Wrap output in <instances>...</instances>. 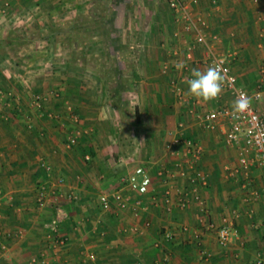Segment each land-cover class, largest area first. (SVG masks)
<instances>
[{
	"label": "crops",
	"instance_id": "crops-1",
	"mask_svg": "<svg viewBox=\"0 0 264 264\" xmlns=\"http://www.w3.org/2000/svg\"><path fill=\"white\" fill-rule=\"evenodd\" d=\"M20 1L80 7L88 0H10V7ZM2 2L0 24L10 10ZM193 11L205 19L207 40L217 53H236L231 70L238 86L252 96L264 79V0H216L215 6L205 1ZM170 13L173 25L155 11L152 23L136 27L143 35L136 43L142 50L136 60L117 55L124 42L107 43V69L95 70L91 85L75 80L76 92L69 93L65 84L56 91L47 81L31 96L20 95L16 75L7 68L15 61L0 57V239L7 247L0 264H30L32 258L81 264L88 253L95 259L85 264H257L264 253V170L254 164L247 175L243 172L237 148L225 142V119H218L213 129L207 126L204 115L232 108L234 96L223 89L218 99L206 102L188 94L192 69L205 70L210 59L204 45L195 43L194 32ZM13 47L4 45L0 56L7 52L11 57ZM180 62L182 69L176 66ZM35 94L43 97L40 105L33 102ZM106 97L107 102L101 100ZM253 104L264 114V85ZM78 131L76 142L69 144ZM177 134L201 146L195 165L207 173L206 185L198 184L185 164L187 174L180 175L183 156L170 149ZM139 165L151 177L145 195L123 181ZM168 183L175 185L169 211L164 201ZM193 186L201 201L178 206V190ZM116 191L127 198L123 208L111 196ZM102 193L110 197L107 211L100 207ZM58 208L66 213L58 225L62 244L45 227ZM224 217L238 230L227 248L218 244L216 230L201 222L206 218L218 226ZM166 231L173 235L170 240ZM202 250L210 253L209 259Z\"/></svg>",
	"mask_w": 264,
	"mask_h": 264
},
{
	"label": "rangeland",
	"instance_id": "rangeland-1",
	"mask_svg": "<svg viewBox=\"0 0 264 264\" xmlns=\"http://www.w3.org/2000/svg\"><path fill=\"white\" fill-rule=\"evenodd\" d=\"M9 1L3 0L2 4ZM113 1L88 0L80 7L76 3L36 7L20 1L15 8L7 3L5 8L10 10L1 19L4 21L0 24V49L8 43L14 47L11 57L7 52L0 57L15 61L14 66L7 68L16 75L17 92L29 97L41 82L46 85L47 81L56 91L58 86L65 84L66 89L75 80L83 86L91 85L95 70L107 69L103 60L109 58L107 43L112 46L113 40L124 42V49L117 51V55L136 60L142 52L136 43L143 39L136 27L152 23L155 11L162 13L165 21L172 20L165 0H121L112 11ZM86 45L91 46V53L84 51ZM101 100L107 102V97Z\"/></svg>",
	"mask_w": 264,
	"mask_h": 264
},
{
	"label": "built area",
	"instance_id": "built-area-1",
	"mask_svg": "<svg viewBox=\"0 0 264 264\" xmlns=\"http://www.w3.org/2000/svg\"><path fill=\"white\" fill-rule=\"evenodd\" d=\"M168 8L175 14L176 18L183 23V27L187 31L194 32L195 43L203 44L205 47L206 55L210 59L211 65H218L223 74L226 77V82L224 90L230 91L234 96V101L239 97L243 96L246 100L250 101V106L248 110L239 115V118H234L233 107H221L215 108L204 115V120L207 121V126L209 128H215L216 121L218 119H225L229 128L225 132V142L230 146H234L238 150V161L241 169L247 175L250 167L252 165H257L262 170H264V114L259 113L253 104V98L261 97L262 85H264V79L258 83L257 90L252 94L247 92L245 89L241 88L237 84V78L231 70V59L236 53L233 51L217 53L214 49L212 42L207 40L206 32L204 31V26L206 21L202 15L195 13L193 11L194 7L199 6L205 1H208L210 5L215 6L216 0H165ZM212 39H216V35L211 36ZM42 95L35 94L33 96V102L40 105ZM71 109L70 106L67 107ZM77 120V119H75ZM80 132L78 131L76 136L70 137L69 144H74L77 140V136ZM172 154H182V161L178 163L181 166L179 173L180 175L187 174V170L182 168V164H185L186 168L194 170L193 178L198 181L200 185H206L207 183V173L200 171L196 167V161L199 160L201 154V146L194 140L184 138L182 135L177 134L172 138V143L170 145ZM88 158V155L85 156ZM158 175H164V168L158 170ZM127 187L135 191L140 195H145L148 193L151 177L147 173L145 167L139 165L133 172H131L127 177L123 179ZM175 189L173 183H168L165 188L164 201L166 203L167 210L171 209L172 200L171 193ZM178 190V189H177ZM179 200L178 206L185 207L190 200L197 202L201 201V197L197 192V186H193L189 191L178 190ZM117 201L119 207H125L127 198H124L120 192L116 191L112 195ZM44 194L41 192L37 198L38 202L43 203ZM152 201H156L157 197L152 196ZM100 207L102 210L107 211L110 209V197L106 193H102L99 196ZM139 200L135 201L138 205ZM66 216L65 211L62 208L57 209V214L55 217L46 222L45 227L48 232L55 237V243L62 244L65 242L64 238H58V225L63 217ZM201 222L203 226L207 229L216 230L217 241L220 247L227 248L232 240L238 236V230L235 227L234 222L228 218L224 217L220 225H215L214 222L202 218ZM148 224V222L146 223ZM137 230V227H133ZM182 230L186 231L187 226H182ZM196 236L197 233H196ZM166 240H170L173 235L170 231L164 233ZM6 244L0 239V256L6 251ZM201 254L203 258L209 259L210 253L206 250H202ZM95 255L93 253H88L86 258L81 262L85 264L86 260H94ZM30 264H47L44 259L37 260L32 258ZM257 264H264V253L258 255Z\"/></svg>",
	"mask_w": 264,
	"mask_h": 264
},
{
	"label": "clouds",
	"instance_id": "clouds-1",
	"mask_svg": "<svg viewBox=\"0 0 264 264\" xmlns=\"http://www.w3.org/2000/svg\"><path fill=\"white\" fill-rule=\"evenodd\" d=\"M178 69L184 67L183 62L178 63ZM226 82V77L218 65L208 66L205 70L192 69L191 78L186 79L188 85V94L203 101L218 99L222 93ZM250 101L243 96L233 102V116L239 118V115L248 110Z\"/></svg>",
	"mask_w": 264,
	"mask_h": 264
},
{
	"label": "trees",
	"instance_id": "trees-1",
	"mask_svg": "<svg viewBox=\"0 0 264 264\" xmlns=\"http://www.w3.org/2000/svg\"><path fill=\"white\" fill-rule=\"evenodd\" d=\"M120 1H121V0H114V1H113L112 6H111V10H112V11H114V9H115V5H116L118 2H120ZM112 42H113V44H116V43H117L116 40H113ZM100 50H102V49H100ZM84 51H85L86 53H91V52H92V48H91V46L86 45ZM70 84H71V83H70ZM77 87H78V83H76V82L74 81L71 85H68V86H67V91H68L69 93H71V92H76V91H77Z\"/></svg>",
	"mask_w": 264,
	"mask_h": 264
}]
</instances>
